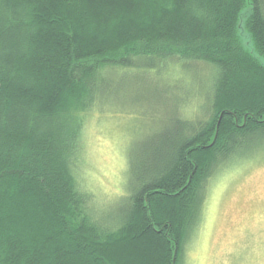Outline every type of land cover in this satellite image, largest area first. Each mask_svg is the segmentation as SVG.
Listing matches in <instances>:
<instances>
[{
    "label": "trees",
    "instance_id": "trees-1",
    "mask_svg": "<svg viewBox=\"0 0 264 264\" xmlns=\"http://www.w3.org/2000/svg\"><path fill=\"white\" fill-rule=\"evenodd\" d=\"M167 59L213 69L204 115L131 144L129 195L97 215L84 115ZM257 151L264 0H0V264H181L211 177Z\"/></svg>",
    "mask_w": 264,
    "mask_h": 264
},
{
    "label": "rangeland",
    "instance_id": "rangeland-1",
    "mask_svg": "<svg viewBox=\"0 0 264 264\" xmlns=\"http://www.w3.org/2000/svg\"><path fill=\"white\" fill-rule=\"evenodd\" d=\"M164 61L157 60L158 68L147 76H116L112 100L97 102L84 115L75 170L97 215L116 212L129 195L131 144L166 126L170 116L204 115L213 69ZM206 189L202 217L183 246L181 264H264V151L223 166Z\"/></svg>",
    "mask_w": 264,
    "mask_h": 264
}]
</instances>
